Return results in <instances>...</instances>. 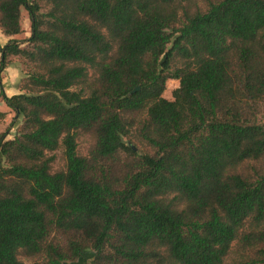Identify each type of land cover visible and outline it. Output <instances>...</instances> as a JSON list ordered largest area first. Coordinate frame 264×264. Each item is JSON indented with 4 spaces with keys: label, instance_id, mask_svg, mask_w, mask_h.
<instances>
[{
    "label": "trees",
    "instance_id": "trees-1",
    "mask_svg": "<svg viewBox=\"0 0 264 264\" xmlns=\"http://www.w3.org/2000/svg\"><path fill=\"white\" fill-rule=\"evenodd\" d=\"M23 9L0 264H264V0H0L5 36Z\"/></svg>",
    "mask_w": 264,
    "mask_h": 264
},
{
    "label": "rangeland",
    "instance_id": "rangeland-1",
    "mask_svg": "<svg viewBox=\"0 0 264 264\" xmlns=\"http://www.w3.org/2000/svg\"><path fill=\"white\" fill-rule=\"evenodd\" d=\"M202 3H203V0H197V4L202 5ZM21 25H22L23 31H22V33H20L18 35V40H24L25 38H27L30 35V22H29L28 14L24 9L22 10ZM0 37H1V35H0ZM10 60L11 61L14 60L17 63H19V68H20V72H21V78H20V82H21L26 76L25 72H26L27 66L25 64H23L17 57H12ZM178 84L179 83L177 80L169 79L167 81L164 96L168 99H172V90L174 88H176L178 86ZM21 122H22L21 118H17L15 116L14 111L11 109L9 111V115L6 119V122H5L6 126L4 128V130L8 129V132H9L8 138H12L13 136H15L18 133V130L21 126ZM77 142H78L79 153L86 154L89 150V147L91 146L90 145L91 144L90 136L88 134L82 133L78 136ZM134 149H136V147H134ZM53 154L55 155V161L53 162V168L57 169V168L62 167L63 166L62 150L58 149ZM91 255H92L91 253L84 254L83 259L80 260L77 264H85V260H89L91 258ZM20 258L23 260L24 264H31L30 259H28L24 256H20Z\"/></svg>",
    "mask_w": 264,
    "mask_h": 264
},
{
    "label": "crops",
    "instance_id": "crops-1",
    "mask_svg": "<svg viewBox=\"0 0 264 264\" xmlns=\"http://www.w3.org/2000/svg\"><path fill=\"white\" fill-rule=\"evenodd\" d=\"M0 50L7 43L9 39H18V35L15 36H5L0 31ZM12 58V57H11ZM10 58V59H11ZM1 59V51H0ZM21 78V72L19 68V63L14 60H10L6 66L0 71V92L3 91L7 96H12L21 93L19 88V82ZM11 109L6 105V103L0 97V132L4 131L6 126V119L9 115ZM9 136V135H8Z\"/></svg>",
    "mask_w": 264,
    "mask_h": 264
},
{
    "label": "water",
    "instance_id": "water-1",
    "mask_svg": "<svg viewBox=\"0 0 264 264\" xmlns=\"http://www.w3.org/2000/svg\"><path fill=\"white\" fill-rule=\"evenodd\" d=\"M140 88V86H136L131 93H134L135 91H137Z\"/></svg>",
    "mask_w": 264,
    "mask_h": 264
}]
</instances>
